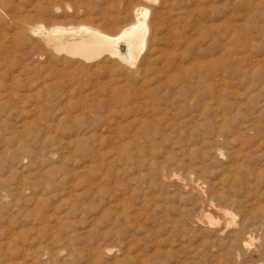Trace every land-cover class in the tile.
Segmentation results:
<instances>
[{"label": "rangeland", "instance_id": "1", "mask_svg": "<svg viewBox=\"0 0 264 264\" xmlns=\"http://www.w3.org/2000/svg\"><path fill=\"white\" fill-rule=\"evenodd\" d=\"M143 1H0V264H264V0ZM139 6L135 67L11 24Z\"/></svg>", "mask_w": 264, "mask_h": 264}, {"label": "bare ground", "instance_id": "2", "mask_svg": "<svg viewBox=\"0 0 264 264\" xmlns=\"http://www.w3.org/2000/svg\"><path fill=\"white\" fill-rule=\"evenodd\" d=\"M144 1L148 2V4L149 2H155V0ZM134 8L135 7H133V9ZM151 14H153V12ZM151 14L148 7L139 6L134 9V11L130 12V21L127 22L124 20L122 27L114 33H107L98 26L87 24H80L78 26L53 24L52 26H45L40 22L28 24L26 21L20 22L19 20L14 21V19L11 21V24L13 28L18 31L17 33H19V37L22 40L35 39L37 45L39 44L45 52L51 55L63 56L84 63H92L101 58H106L114 61L117 66L128 65L132 67L136 64L145 49L149 35L155 30L152 29L153 25L151 26V22H149ZM154 18L152 17V19ZM109 25H111L110 22ZM15 38L17 40V37ZM21 43L22 42H20V44ZM42 54L43 53H41V55ZM51 55L50 57H52ZM63 59L62 61L64 62ZM238 244L239 243H237V245Z\"/></svg>", "mask_w": 264, "mask_h": 264}]
</instances>
